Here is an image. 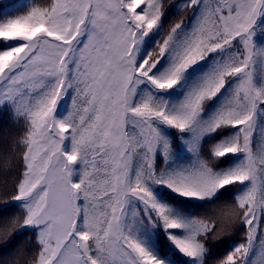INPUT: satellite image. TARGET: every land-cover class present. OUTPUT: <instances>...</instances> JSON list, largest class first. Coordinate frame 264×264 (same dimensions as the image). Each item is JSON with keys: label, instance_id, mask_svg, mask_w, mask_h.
<instances>
[{"label": "snow or ice", "instance_id": "6c2138e0", "mask_svg": "<svg viewBox=\"0 0 264 264\" xmlns=\"http://www.w3.org/2000/svg\"><path fill=\"white\" fill-rule=\"evenodd\" d=\"M173 9L192 15L155 41ZM0 120L19 129L3 203L35 237L24 264H176L161 230L183 264H207L225 222L246 241L215 264H257L264 0H0ZM229 199L219 226L189 211Z\"/></svg>", "mask_w": 264, "mask_h": 264}, {"label": "trees", "instance_id": "16d2710c", "mask_svg": "<svg viewBox=\"0 0 264 264\" xmlns=\"http://www.w3.org/2000/svg\"><path fill=\"white\" fill-rule=\"evenodd\" d=\"M16 3H28L29 0H13ZM166 4L176 3L182 4L183 0H165ZM21 11H24L22 8ZM139 11V10H138ZM190 11H177L173 9L169 13L167 21L164 23V29L160 35L155 37V41L162 42L163 39L167 38V33L169 26L175 21L183 19L187 23L191 17ZM152 35L151 33L149 34ZM148 40V37L145 38ZM143 49V45L141 46ZM151 49H154L152 52L153 56L158 54L159 48L157 44H149ZM256 71L259 73L261 71L260 67L256 68ZM67 111L61 110L64 115H67L69 111H72L71 102L66 104ZM19 134V129L17 126L13 125L11 122L5 124L3 120H0V157H3L7 154V158L10 161V166L7 171L0 169V228H3L5 225H8L4 235L7 237V244L5 245L4 240L0 239V261L11 260L13 257L20 253L21 264H24V261L28 258H31L35 253L39 251L35 237L32 235L30 229H25L20 227L22 224L23 210L18 207H8L7 210L4 209V199L12 191L13 182L18 175V166L15 160V155L17 149L11 145V141ZM214 141L209 140L208 143L204 146V154L207 155V149L211 146ZM182 160H187L188 157L182 152L180 154ZM135 165V159L132 161ZM232 204L233 201L229 200H218L215 203H206L202 208L191 207L189 211L194 217L202 219H213L216 220L218 226L220 224V216L222 212V206L224 204ZM14 218H20L19 223L16 225L12 224ZM234 219V218H233ZM261 231L260 224L257 225V236L259 238V233ZM246 241V229H241L238 223L234 222H225L224 231L221 233L220 237L217 239H212L209 236L207 247L210 250V257L207 258V264H215L217 260L226 257V255L233 249L235 245L245 243ZM159 245L162 252H168L170 255L174 256L176 264H183L186 259L182 255H176L172 245L169 243L167 238L163 235L161 230L159 237ZM227 242V243H226ZM256 255H252L250 252L249 259L253 261H259L260 253L264 252V247L259 243L255 246Z\"/></svg>", "mask_w": 264, "mask_h": 264}]
</instances>
